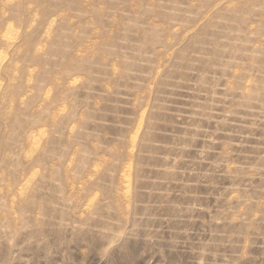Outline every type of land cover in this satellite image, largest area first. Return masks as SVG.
I'll list each match as a JSON object with an SVG mask.
<instances>
[{
    "label": "rangeland",
    "instance_id": "rangeland-1",
    "mask_svg": "<svg viewBox=\"0 0 264 264\" xmlns=\"http://www.w3.org/2000/svg\"><path fill=\"white\" fill-rule=\"evenodd\" d=\"M24 1L0 264H264V0Z\"/></svg>",
    "mask_w": 264,
    "mask_h": 264
},
{
    "label": "bare ground",
    "instance_id": "bare-ground-1",
    "mask_svg": "<svg viewBox=\"0 0 264 264\" xmlns=\"http://www.w3.org/2000/svg\"><path fill=\"white\" fill-rule=\"evenodd\" d=\"M68 1L69 0H25L23 4H30V3L43 4V3H49V2H52L54 4H60V3L68 2Z\"/></svg>",
    "mask_w": 264,
    "mask_h": 264
}]
</instances>
